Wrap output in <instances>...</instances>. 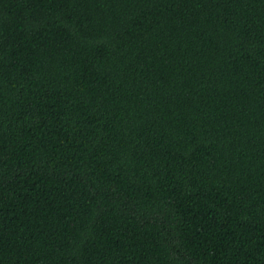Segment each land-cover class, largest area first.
I'll list each match as a JSON object with an SVG mask.
<instances>
[{
  "label": "trees",
  "instance_id": "obj_1",
  "mask_svg": "<svg viewBox=\"0 0 264 264\" xmlns=\"http://www.w3.org/2000/svg\"><path fill=\"white\" fill-rule=\"evenodd\" d=\"M0 264H264V0H0Z\"/></svg>",
  "mask_w": 264,
  "mask_h": 264
}]
</instances>
